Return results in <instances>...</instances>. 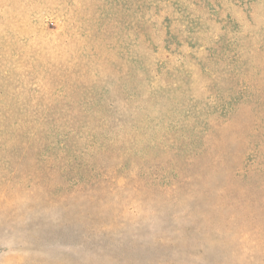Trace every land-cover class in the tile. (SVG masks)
I'll use <instances>...</instances> for the list:
<instances>
[{
  "label": "rangeland",
  "instance_id": "rangeland-1",
  "mask_svg": "<svg viewBox=\"0 0 264 264\" xmlns=\"http://www.w3.org/2000/svg\"><path fill=\"white\" fill-rule=\"evenodd\" d=\"M255 155L264 0H0V264H264Z\"/></svg>",
  "mask_w": 264,
  "mask_h": 264
},
{
  "label": "trees",
  "instance_id": "trees-1",
  "mask_svg": "<svg viewBox=\"0 0 264 264\" xmlns=\"http://www.w3.org/2000/svg\"><path fill=\"white\" fill-rule=\"evenodd\" d=\"M255 157H257L256 155L255 156H253V158H255ZM261 157H264L263 155L261 156ZM259 160H260V163H259V165L257 166V167H264V160L263 159H261V158H259V157H257ZM252 160V159H251Z\"/></svg>",
  "mask_w": 264,
  "mask_h": 264
}]
</instances>
